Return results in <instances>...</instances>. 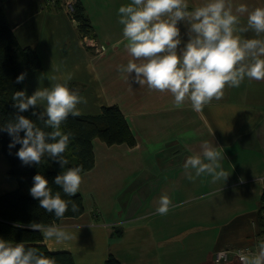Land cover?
Segmentation results:
<instances>
[{
  "label": "crops",
  "instance_id": "crops-1",
  "mask_svg": "<svg viewBox=\"0 0 264 264\" xmlns=\"http://www.w3.org/2000/svg\"><path fill=\"white\" fill-rule=\"evenodd\" d=\"M68 1L76 0L50 6L47 0H0L18 41L34 47L42 65L26 75L23 89L30 96L56 83L51 76L62 82L70 72L69 87L87 98L78 106L81 115L118 105L137 145L94 140L96 164L81 174L79 190L85 212L57 224L76 238L62 244L43 238V244L52 252H69L75 264H104L111 253L122 264H217L219 250L255 251L264 240L258 216L264 189V80L245 78L239 87H226L220 100L199 113L187 101L177 107L170 93L140 86L117 71L131 59L118 22L119 7L131 0H81L96 33L87 44L66 8ZM187 2L192 11L206 0ZM232 2L249 11L264 7V0ZM239 19L238 27L246 28L247 14ZM178 27L186 42L188 26L180 22ZM237 34L257 38L251 30ZM204 141L220 147V163L229 174L225 181L187 178L184 163ZM10 167L0 138V195L21 188L8 174ZM162 195L172 201L166 215L157 214ZM218 264L240 261L232 254L229 262Z\"/></svg>",
  "mask_w": 264,
  "mask_h": 264
},
{
  "label": "clouds",
  "instance_id": "clouds-1",
  "mask_svg": "<svg viewBox=\"0 0 264 264\" xmlns=\"http://www.w3.org/2000/svg\"><path fill=\"white\" fill-rule=\"evenodd\" d=\"M244 14L247 27L240 28L239 18ZM118 15L123 26L122 42L131 59L126 65H118L117 71L128 74L140 86L170 93L177 107L187 101L199 113L213 99L220 100L226 87H239L245 78L264 80V38H259L264 36V7L249 11L247 5L234 6L232 0H206L189 11L187 0H131L119 7ZM180 22L188 26L186 42L181 39ZM249 30L257 38L242 39L237 34ZM25 77L26 73H21L16 82L21 83ZM49 79L56 81L51 87H39L30 96L17 91L12 97L18 112L41 107L42 111L32 114L43 127L17 114L0 126V131L11 137L10 149L21 145L16 155L23 165H39L47 155L64 168L68 164L64 153L72 134L63 132L62 125L70 115H81L78 106L87 104V98L69 87L72 73H64L62 82L55 75ZM218 149L208 141L202 142L200 152L184 163L187 178L194 181L207 175L212 183L225 181L229 174L220 163L224 156ZM82 171V166L69 167L54 178V183L65 196L73 197L80 190ZM30 195L57 220H62L69 208L73 213L79 211L72 199L62 198L60 191L54 192L41 174L33 177ZM171 207V199L162 195L157 214L166 215ZM14 227H28L57 244L76 238L67 227L54 223L31 222L26 226L16 223ZM238 258L240 264H264V240L258 242L255 251L240 250ZM0 264H56V261L35 247L0 239Z\"/></svg>",
  "mask_w": 264,
  "mask_h": 264
},
{
  "label": "trees",
  "instance_id": "trees-1",
  "mask_svg": "<svg viewBox=\"0 0 264 264\" xmlns=\"http://www.w3.org/2000/svg\"><path fill=\"white\" fill-rule=\"evenodd\" d=\"M72 19L77 23L81 39L87 44L88 40H96L95 26L87 14L84 3L81 0L74 2ZM91 49L90 46L87 47ZM42 65L39 55L34 47H24L12 29L6 17L3 7L0 6V126L13 120L17 114L23 115L38 126L43 127L37 117L33 116V109L18 112L12 99L17 91H25L22 83H17V77L21 73L29 74L41 70ZM51 131V129H46ZM62 131L70 132L72 137L68 148L64 153L68 164L61 168L60 164L45 155L41 164L23 165L16 153L21 145L16 144L11 149V137L7 132L0 131L2 150L11 163L9 175L20 182L21 188L0 195V239L13 243H24L26 246L35 247L44 255L55 259L56 264H75L74 257L69 252H52L43 244L42 234L32 231L28 227H14V224L28 225L31 222L44 224H60L65 219L78 218L85 212L84 200L78 192L73 197H67L62 189L54 183V178L69 167L82 166V173L91 171L96 164L94 140L99 139L109 146L125 144L135 147L136 138L131 131L128 120L118 105L103 107V111L97 115H79L68 117L62 125ZM21 137L24 133L21 132ZM81 173V174H82ZM36 174L43 175L53 191H60L64 199H72L79 208L73 213L70 208L62 220H57L52 214H48L40 208L39 201L26 192V187L33 185V177ZM259 207L260 233L264 237V189ZM104 264H122L111 253Z\"/></svg>",
  "mask_w": 264,
  "mask_h": 264
},
{
  "label": "built area",
  "instance_id": "built-area-1",
  "mask_svg": "<svg viewBox=\"0 0 264 264\" xmlns=\"http://www.w3.org/2000/svg\"><path fill=\"white\" fill-rule=\"evenodd\" d=\"M57 1L58 0H47L46 4L49 5V6L50 5H56ZM73 7H74V2L73 1H68L66 3V8L68 9L70 14L73 12ZM241 250H243V249H241ZM239 251L240 250H238L236 252H233L231 249H229V250H227V249L219 250V251H217V253L214 256L215 262L217 264L218 263H227V262H229L232 254H235L238 257Z\"/></svg>",
  "mask_w": 264,
  "mask_h": 264
},
{
  "label": "rangeland",
  "instance_id": "rangeland-1",
  "mask_svg": "<svg viewBox=\"0 0 264 264\" xmlns=\"http://www.w3.org/2000/svg\"><path fill=\"white\" fill-rule=\"evenodd\" d=\"M25 190H26V192L30 193V188H29V186H27Z\"/></svg>",
  "mask_w": 264,
  "mask_h": 264
}]
</instances>
